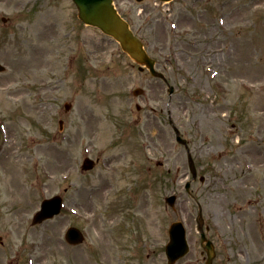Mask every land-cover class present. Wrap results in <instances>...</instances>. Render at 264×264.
I'll return each instance as SVG.
<instances>
[{
	"label": "rangeland",
	"instance_id": "374dc122",
	"mask_svg": "<svg viewBox=\"0 0 264 264\" xmlns=\"http://www.w3.org/2000/svg\"><path fill=\"white\" fill-rule=\"evenodd\" d=\"M113 2L172 95L71 0H0V264H167L176 221L190 246L177 264H204L198 206L214 264H264V0ZM168 115L205 177L189 193ZM84 157L99 162L82 172ZM55 195L60 215L32 225Z\"/></svg>",
	"mask_w": 264,
	"mask_h": 264
},
{
	"label": "water",
	"instance_id": "95a60500",
	"mask_svg": "<svg viewBox=\"0 0 264 264\" xmlns=\"http://www.w3.org/2000/svg\"><path fill=\"white\" fill-rule=\"evenodd\" d=\"M78 10V17L84 23L94 26L100 29L105 35L112 37L116 40L121 49L129 55L136 63L145 66L149 69L150 74L153 77L164 79L163 75L154 70V61L149 58L144 51L142 43L132 34L125 21H123L117 14L116 10L112 6L111 0H72ZM140 70H142L140 68ZM0 71L2 68L0 67ZM172 92V89L170 90ZM139 90L133 92L134 95H138ZM69 106H66L68 109ZM177 142L187 147L186 141L181 139L177 132ZM189 168L193 179L196 178V171L194 168L191 157H188ZM93 167V162L85 160L83 162V170H89ZM203 181V178L200 179ZM190 184L187 183L185 189L188 191ZM166 202L172 207L175 202V197L166 199ZM61 199L59 197H53L49 200H45L41 204V210L35 215L33 223H41L42 221L52 218L58 215L61 209ZM198 227L201 229L203 224L201 212L197 218ZM201 231V230H200ZM170 242L166 247V256L168 264H173L176 260L183 257L188 252V246L185 241V231L181 223H173L169 229ZM202 242L205 241L203 231H201ZM65 239L70 244L76 245L83 241L81 233L75 228H69L65 234ZM207 252L209 261H211L214 253L211 243L208 242L206 246H203Z\"/></svg>",
	"mask_w": 264,
	"mask_h": 264
},
{
	"label": "bare ground",
	"instance_id": "6f19581e",
	"mask_svg": "<svg viewBox=\"0 0 264 264\" xmlns=\"http://www.w3.org/2000/svg\"><path fill=\"white\" fill-rule=\"evenodd\" d=\"M258 0H255V2H257ZM259 3H261V0H259ZM18 177H19V179H20V186H21V190H22V193H24L25 192V185L21 182V175H19V172H18Z\"/></svg>",
	"mask_w": 264,
	"mask_h": 264
},
{
	"label": "flooded vegetation",
	"instance_id": "af4514ba",
	"mask_svg": "<svg viewBox=\"0 0 264 264\" xmlns=\"http://www.w3.org/2000/svg\"><path fill=\"white\" fill-rule=\"evenodd\" d=\"M197 246H199V247H200V243H199V244H197ZM200 253H201V255H203V252H202V251H201ZM202 259H203V262H204V264H205L206 258L204 257V255H203ZM214 261H216V257L214 258V260H213V263H212V264H214ZM193 264H195V263H193ZM215 264H216V263H215Z\"/></svg>",
	"mask_w": 264,
	"mask_h": 264
}]
</instances>
